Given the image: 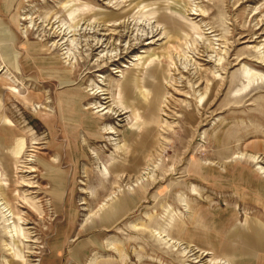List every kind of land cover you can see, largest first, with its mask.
<instances>
[{
  "label": "rangeland",
  "instance_id": "374dc122",
  "mask_svg": "<svg viewBox=\"0 0 264 264\" xmlns=\"http://www.w3.org/2000/svg\"><path fill=\"white\" fill-rule=\"evenodd\" d=\"M264 0H0V264H264Z\"/></svg>",
  "mask_w": 264,
  "mask_h": 264
},
{
  "label": "crops",
  "instance_id": "0c3cea01",
  "mask_svg": "<svg viewBox=\"0 0 264 264\" xmlns=\"http://www.w3.org/2000/svg\"><path fill=\"white\" fill-rule=\"evenodd\" d=\"M254 231L257 232V233H259V240H260V242H263L264 243V235L262 234V232L259 231V230H253L252 232H254ZM256 252H264V250H258Z\"/></svg>",
  "mask_w": 264,
  "mask_h": 264
}]
</instances>
